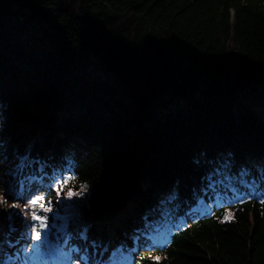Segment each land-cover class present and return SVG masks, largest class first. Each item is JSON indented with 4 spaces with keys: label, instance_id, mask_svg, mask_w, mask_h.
<instances>
[{
    "label": "trees",
    "instance_id": "obj_1",
    "mask_svg": "<svg viewBox=\"0 0 264 264\" xmlns=\"http://www.w3.org/2000/svg\"><path fill=\"white\" fill-rule=\"evenodd\" d=\"M17 170L40 256L264 264V0H0L12 198Z\"/></svg>",
    "mask_w": 264,
    "mask_h": 264
},
{
    "label": "rangeland",
    "instance_id": "obj_2",
    "mask_svg": "<svg viewBox=\"0 0 264 264\" xmlns=\"http://www.w3.org/2000/svg\"><path fill=\"white\" fill-rule=\"evenodd\" d=\"M18 166L20 167V164ZM13 178L18 179L15 183H13L12 187V191L15 193L16 198L10 197L7 191L3 192L0 186V232L4 233L5 231L7 235L5 240L6 246L3 248V255H5L4 257L8 259L6 262L7 264H15L14 261L17 254L14 253L12 247L19 245V240L26 237V233H28V231H26L22 235L20 234V231L23 229L22 219L26 218L27 220L28 217L32 216L30 210L32 205H29V208H27L28 210L25 211V207L17 204L22 201V204L26 205L30 201V199H27V191H25L23 187L24 180L19 178L18 170L13 173ZM73 201V199L67 197V201H63L61 204V211L58 215H64L67 208H69ZM20 206H22L23 209ZM4 214H8V222H5ZM24 239L27 240L26 245L28 246L25 248V253L27 254L23 256L20 264H39L42 261L43 263L41 264H71V257L69 253L60 249L59 246L54 245L50 240H43L47 248V254L43 257L38 255V250L34 248V242L31 239ZM27 248H32L33 251L28 252L26 251ZM1 264H4L3 261Z\"/></svg>",
    "mask_w": 264,
    "mask_h": 264
},
{
    "label": "snow or ice",
    "instance_id": "obj_3",
    "mask_svg": "<svg viewBox=\"0 0 264 264\" xmlns=\"http://www.w3.org/2000/svg\"><path fill=\"white\" fill-rule=\"evenodd\" d=\"M68 195H69V197H71L74 194L69 192ZM76 195H78V193ZM41 199H42V197H37L36 200L32 201V204L33 205L36 204ZM40 207H41V209H44L45 211L50 210V209L46 208L44 204H40ZM27 210L28 209L26 207L25 211H27ZM31 215H32L33 219L41 221V224H40L41 228H46L47 227V224L45 223V221L47 220V217L39 216L35 212H32ZM229 218L230 217H228V216L225 217V219H229ZM33 238L36 239V240H40L41 239V233L39 231L35 232V236ZM26 251L31 252V251H33V249L32 248H27Z\"/></svg>",
    "mask_w": 264,
    "mask_h": 264
}]
</instances>
